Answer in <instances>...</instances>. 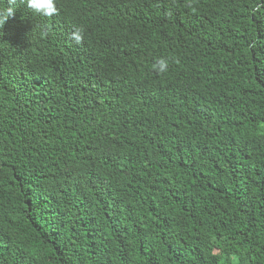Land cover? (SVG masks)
I'll return each mask as SVG.
<instances>
[{"label": "trees", "instance_id": "trees-1", "mask_svg": "<svg viewBox=\"0 0 264 264\" xmlns=\"http://www.w3.org/2000/svg\"><path fill=\"white\" fill-rule=\"evenodd\" d=\"M8 7L0 264H264V0Z\"/></svg>", "mask_w": 264, "mask_h": 264}, {"label": "clouds", "instance_id": "clouds-1", "mask_svg": "<svg viewBox=\"0 0 264 264\" xmlns=\"http://www.w3.org/2000/svg\"><path fill=\"white\" fill-rule=\"evenodd\" d=\"M15 3V0H12ZM26 3L27 7L34 13L44 17H52L58 13L57 0H21ZM15 15V9L8 7L6 10L0 11V27L7 24L10 17ZM71 39L77 44L82 43L84 40V29L76 28L71 34ZM153 70L159 73H166L169 69V61L165 58H159L152 65Z\"/></svg>", "mask_w": 264, "mask_h": 264}]
</instances>
